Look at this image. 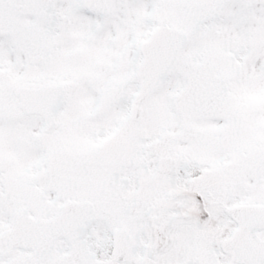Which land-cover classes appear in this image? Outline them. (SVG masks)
I'll list each match as a JSON object with an SVG mask.
<instances>
[{"label":"snow or ice","instance_id":"1","mask_svg":"<svg viewBox=\"0 0 264 264\" xmlns=\"http://www.w3.org/2000/svg\"><path fill=\"white\" fill-rule=\"evenodd\" d=\"M0 264H264V0H0Z\"/></svg>","mask_w":264,"mask_h":264}]
</instances>
